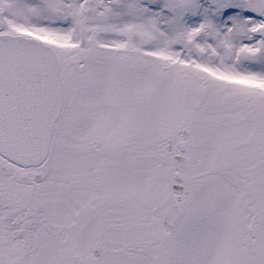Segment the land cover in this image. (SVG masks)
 <instances>
[{
    "label": "snow or ice",
    "instance_id": "1",
    "mask_svg": "<svg viewBox=\"0 0 264 264\" xmlns=\"http://www.w3.org/2000/svg\"><path fill=\"white\" fill-rule=\"evenodd\" d=\"M0 264H264V0H0Z\"/></svg>",
    "mask_w": 264,
    "mask_h": 264
}]
</instances>
